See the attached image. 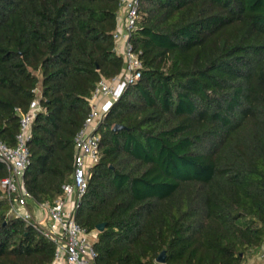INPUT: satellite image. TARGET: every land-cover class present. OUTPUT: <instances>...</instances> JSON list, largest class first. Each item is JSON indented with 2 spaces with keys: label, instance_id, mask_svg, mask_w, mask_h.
<instances>
[{
  "label": "trees",
  "instance_id": "obj_1",
  "mask_svg": "<svg viewBox=\"0 0 264 264\" xmlns=\"http://www.w3.org/2000/svg\"><path fill=\"white\" fill-rule=\"evenodd\" d=\"M119 0H0V140H28L26 189L53 203L101 79L124 68ZM130 43L141 78L98 128L76 221L97 264H245L264 244V0H139ZM116 126L123 127L114 130ZM8 170L0 162V184ZM0 264H51L55 245L8 215Z\"/></svg>",
  "mask_w": 264,
  "mask_h": 264
},
{
  "label": "built area",
  "instance_id": "obj_2",
  "mask_svg": "<svg viewBox=\"0 0 264 264\" xmlns=\"http://www.w3.org/2000/svg\"><path fill=\"white\" fill-rule=\"evenodd\" d=\"M120 12L124 11V25H118L114 33L116 43L124 41V68L112 79H101L89 98L90 113L75 137L74 171L71 181L63 186V193L53 203H38L43 209L42 219L35 215L29 200H34L26 189L25 172L30 164L28 140L31 126L40 110L38 103L22 115L16 145L11 147L0 140V162L8 170V176L0 184L2 197L9 203L8 215L22 219L36 232L52 241L55 253L51 264H97L95 242L98 231H88L76 221V213L88 188L93 167L101 159V126L111 106L120 99L125 89L141 78V61L129 39L138 19L139 0H119ZM108 100L107 105L102 104ZM259 262L264 264V244L258 252ZM154 264H160L157 261Z\"/></svg>",
  "mask_w": 264,
  "mask_h": 264
},
{
  "label": "water",
  "instance_id": "obj_3",
  "mask_svg": "<svg viewBox=\"0 0 264 264\" xmlns=\"http://www.w3.org/2000/svg\"><path fill=\"white\" fill-rule=\"evenodd\" d=\"M123 127L121 126H116L114 128V130H120L122 129ZM29 204L34 208L35 210V215L38 217V219H42L43 217V209L39 206V204L37 202H35L34 200H29L28 201ZM106 228V224L103 223V224H100L97 226L96 230L98 232H103ZM157 262L160 263V264H165L166 263V251L162 252L159 257L157 258Z\"/></svg>",
  "mask_w": 264,
  "mask_h": 264
},
{
  "label": "crops",
  "instance_id": "obj_4",
  "mask_svg": "<svg viewBox=\"0 0 264 264\" xmlns=\"http://www.w3.org/2000/svg\"><path fill=\"white\" fill-rule=\"evenodd\" d=\"M124 22H125V20H124V11H121L119 13V25L121 27H123ZM123 47H124V41H122V40L118 41L117 44H116V50H117L119 55L123 54V51H122ZM107 103H108V100H106V99L102 101V104H104V106L107 105Z\"/></svg>",
  "mask_w": 264,
  "mask_h": 264
},
{
  "label": "rangeland",
  "instance_id": "obj_5",
  "mask_svg": "<svg viewBox=\"0 0 264 264\" xmlns=\"http://www.w3.org/2000/svg\"><path fill=\"white\" fill-rule=\"evenodd\" d=\"M259 262L258 254L254 256L253 258L249 259L245 264H256Z\"/></svg>",
  "mask_w": 264,
  "mask_h": 264
}]
</instances>
